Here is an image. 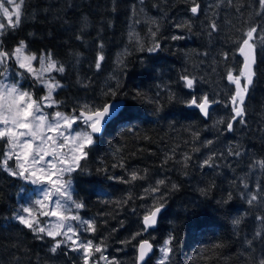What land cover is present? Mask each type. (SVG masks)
<instances>
[{
    "label": "trees",
    "instance_id": "trees-1",
    "mask_svg": "<svg viewBox=\"0 0 264 264\" xmlns=\"http://www.w3.org/2000/svg\"><path fill=\"white\" fill-rule=\"evenodd\" d=\"M253 26L255 77L244 104L245 123L237 118L229 131L235 87L226 74L229 69L239 74V46ZM260 37L259 0H24L19 25L0 30V47L12 51L24 41L37 57L51 53L64 66L63 73H51L61 85L53 93L55 108L79 115L85 105L99 109L123 100L70 177L73 195L83 204L79 215L96 224L81 239L102 243L103 255L119 264H135L141 239L154 248L146 264L155 263L169 239L167 264L264 259V219H258L264 218V168L254 163L264 161ZM98 52L104 57L100 68ZM182 76L195 78L191 89ZM20 83L38 98L42 87L33 77L24 75ZM204 94L218 101L207 117L186 103ZM209 156L212 166L201 167ZM132 172L142 178L132 181ZM161 179L165 184L153 193ZM29 186L0 167V264H83L80 253L64 246L53 253L51 238L37 239L13 218ZM252 195L257 199L249 203ZM160 203L156 225L143 231V216ZM138 232L142 235L132 239Z\"/></svg>",
    "mask_w": 264,
    "mask_h": 264
},
{
    "label": "snow or ice",
    "instance_id": "snow-or-ice-1",
    "mask_svg": "<svg viewBox=\"0 0 264 264\" xmlns=\"http://www.w3.org/2000/svg\"><path fill=\"white\" fill-rule=\"evenodd\" d=\"M23 3L24 0H19V2L0 0V13L8 20L9 28L14 29L21 22ZM259 3L264 7V0H259ZM6 4L11 5V9L6 7ZM198 8L199 5L193 6L191 12L196 14ZM13 16L15 17L14 22ZM211 28L213 31L217 30L214 23ZM3 29H5V25L0 23V30ZM256 32L257 27H250L244 34L246 38L242 39L239 46V52L244 56L243 66L238 69L239 74L233 75L232 69H229L226 74L229 83L235 85V91L229 97L233 113L227 121L229 131L233 130V121H236L237 118H240L239 123H245L243 119L246 111L244 104L255 77L256 44L254 40L256 38L254 33ZM179 38L172 37V39ZM260 39L264 43V37H260ZM158 47L157 44L149 51H155ZM225 58H227L226 54ZM103 59V54L98 52L97 68H100ZM37 60L40 64L39 69L33 67V61ZM12 68L16 70L14 78L9 75ZM64 71V66L56 61L51 53L41 54L37 57L36 54L27 50L24 41H20L12 51L0 47V149H2L0 167L9 175L26 184L36 186L39 197L21 205L20 209L14 213L13 218L20 225L32 231L37 239H43L44 236L51 238L54 242L51 248L53 253L64 246L69 251L80 253L83 264H99L101 260L105 264H119L115 258L109 259L103 255L104 246L102 243L94 244L91 239L86 241L81 239L80 233H94L96 224L93 220L83 219L78 212L74 211L81 209L83 204L75 199L70 179L71 174L80 167V161L88 156V147L93 144L91 134L101 131V122L111 115L115 106L104 105L102 108L93 109L85 105L80 111L79 117L69 116L60 111L49 114L47 109L57 103L53 99L52 93L61 87L60 83L51 76V73H63ZM25 73L31 75L37 83L44 85L47 90L45 96L37 99L33 92L22 86L20 81L24 79ZM241 78H243V83ZM181 79L187 88L191 89L194 86L195 78L182 76ZM186 103L197 107L203 115L208 116L210 105L218 103V101H213L207 94H204L201 97L194 96ZM86 113L88 115H85ZM81 118H83L86 128H90V133L86 130L75 131L73 125ZM207 143L211 144L212 141H207ZM234 154L239 155V153ZM13 159L15 168L9 165V161ZM186 159L188 158L186 157ZM211 162L212 157L209 156L202 161L201 167H211ZM254 163L264 168V161ZM130 176L132 181L142 178L136 172H132ZM164 184L163 179L157 180L156 186L151 191L159 192V186ZM256 199L257 196L252 195L249 203ZM163 206V203H160L159 206L154 207V210L143 216V231H147L156 224L157 214ZM40 216L55 217L56 221L54 223L42 222L38 219ZM234 223L239 224V220ZM141 235L142 233L138 232L132 239ZM169 245L170 239L166 240L160 248L162 255L158 264H167L169 261L172 251ZM152 249L153 245L147 239H141L135 264H146L145 258ZM95 253L100 254L98 259L94 258ZM259 264H264V259H261Z\"/></svg>",
    "mask_w": 264,
    "mask_h": 264
},
{
    "label": "rangeland",
    "instance_id": "rangeland-1",
    "mask_svg": "<svg viewBox=\"0 0 264 264\" xmlns=\"http://www.w3.org/2000/svg\"><path fill=\"white\" fill-rule=\"evenodd\" d=\"M16 2H19L18 0H16ZM6 7H9L10 9H11V5H5ZM15 21V17L13 16V22ZM0 23H3L4 25H8V20L6 19V18H4L3 17V14L2 13H0ZM33 67L34 68H37V69H39V67H40V64H39V61L37 60V61H33ZM15 68L13 69H11L10 70V73H9V75H10V77H13L14 78V73H15ZM20 71H23V70H20ZM238 75V74H237ZM25 76L27 77V78H30V77H32L31 75H29L28 73H25ZM46 77H47V74H46ZM22 81V80H21ZM20 81V82H21ZM241 82L243 83L244 81H243V78H241ZM39 85H41V87H42V91L39 93L38 92V98L37 99H39L40 97H43V96H45L46 95V92H47V90L44 88V85L43 84H41V83H38ZM30 91V90H29ZM55 92V91H54ZM53 92V93H54ZM53 93H52V97H53ZM232 106V105H231ZM56 111H58L56 108H55V105L53 106V107H51V108H48L47 109V112L49 113V114H52V113H55ZM62 113H64V112H62ZM66 115H69V116H77V117H79L80 115H75V114H68V113H65ZM73 127H74V129H75V131H84V130H86V131H88L89 132V130H88V128H86V125L83 123V118H81V119H79V120H77L76 121V123L73 125ZM90 133V132H89ZM93 137V136H92ZM93 139H94V137H93ZM9 165L12 167V168H15V160L13 159V160H10L9 161ZM71 179V178H70ZM71 184H72V191L74 190V188H73V181H72V179H71ZM28 185H30V184H28ZM37 198H39L38 197V195H37V189H36V186H34V185H30L29 186V192L25 195V197L23 198V200L20 202H18V206H17V210L18 209H20V207H21V205H23V204H25V203H28V202H30V201H34V200H36ZM74 211H76V212H78V210H74ZM79 214V213H78ZM38 219L40 220V221H42V222H52V223H54L55 221H56V218L55 217H43V216H40V217H38ZM84 219V218H83ZM86 220V219H85ZM73 224L75 225V222H73ZM86 227V226H85ZM163 246V245H162ZM162 246H160L159 247V249H158V256L155 258V263L154 264H158V261H159V259L161 258V252H160V248L162 247Z\"/></svg>",
    "mask_w": 264,
    "mask_h": 264
},
{
    "label": "water",
    "instance_id": "water-1",
    "mask_svg": "<svg viewBox=\"0 0 264 264\" xmlns=\"http://www.w3.org/2000/svg\"><path fill=\"white\" fill-rule=\"evenodd\" d=\"M238 52H239V50H238ZM239 54L241 55V57H242V65H241V67L243 66V62H244V56L239 52ZM234 85V84H233ZM234 87H235V85H234ZM104 105H114L115 106V109L112 111V113H111V115H109L107 118H106V120H104V121H102L101 122V125H100V127H101V131L99 132V133H92L91 135L95 138V137H97L98 135H100L102 132H103V130H104V128H105V126H106V124L111 120V119H113V118H115L118 114H119V112L122 110V108H123V100L122 99H112V100H109L108 102H106ZM103 105V106H104ZM192 107H195V106H192ZM102 108V107H101ZM197 108V107H196ZM210 108H211V105H210ZM210 108H209V110H210ZM198 109V108H197ZM199 110V109H198ZM80 111L81 110H79L78 111V114L80 115ZM199 112H200V110H199ZM200 114H201V116L202 117H207V116H205V115H203L201 112H200ZM85 115H88V113H86ZM88 130H89V132H91V130H90V128H88ZM152 210H154V209H152ZM158 215H159V213L157 214V219H158ZM157 223V222H156ZM142 224H143V219H142ZM156 225V224H155ZM154 225V226H155ZM154 226H152V227H154ZM151 227V228H152ZM149 241V240H148ZM140 242V241H139ZM139 242L137 243V246H136V258H137V255H138V251H137V249H138V245H139ZM149 243H150V241H149ZM153 251H154V248L152 249V251L148 254V256L145 258V260L149 257V256H151V254L153 253Z\"/></svg>",
    "mask_w": 264,
    "mask_h": 264
}]
</instances>
